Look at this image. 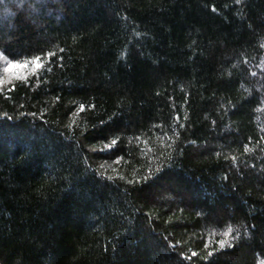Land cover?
Wrapping results in <instances>:
<instances>
[{
    "label": "trees",
    "instance_id": "trees-1",
    "mask_svg": "<svg viewBox=\"0 0 264 264\" xmlns=\"http://www.w3.org/2000/svg\"><path fill=\"white\" fill-rule=\"evenodd\" d=\"M0 56V264H264V0H0Z\"/></svg>",
    "mask_w": 264,
    "mask_h": 264
},
{
    "label": "snow or ice",
    "instance_id": "snow-or-ice-1",
    "mask_svg": "<svg viewBox=\"0 0 264 264\" xmlns=\"http://www.w3.org/2000/svg\"><path fill=\"white\" fill-rule=\"evenodd\" d=\"M49 55H52V53H50ZM31 64V68L29 69V65ZM44 67V63L42 62L40 57H35L33 58L31 61H25L23 63H13V62H8L7 67L4 69L5 72L7 73H13V70H21L20 73H13L15 75V78L17 79H23L26 80L27 76L29 74H36L38 72V70L42 69ZM24 69H29L28 73H22V70ZM8 81L6 80H2L0 79V84H4L7 83ZM83 110V109H81ZM116 143V140L111 141V144L106 145V147H111L112 145H114ZM231 229L228 230V232H226L224 235L227 236L231 233ZM220 246L223 247L225 245V243H228L227 240H221L220 242ZM230 246V245H229ZM193 255H195V253H193ZM209 255H211V253H209Z\"/></svg>",
    "mask_w": 264,
    "mask_h": 264
},
{
    "label": "rangeland",
    "instance_id": "rangeland-1",
    "mask_svg": "<svg viewBox=\"0 0 264 264\" xmlns=\"http://www.w3.org/2000/svg\"><path fill=\"white\" fill-rule=\"evenodd\" d=\"M8 62L9 61H4L2 59V56H0V79L6 80V81H11V80L16 79L15 78V75L13 73H20L21 70L14 69L13 70V73H7V72H5L4 69L7 67ZM13 63H16V62H13ZM28 70L29 69H24V70H22V73H27Z\"/></svg>",
    "mask_w": 264,
    "mask_h": 264
}]
</instances>
